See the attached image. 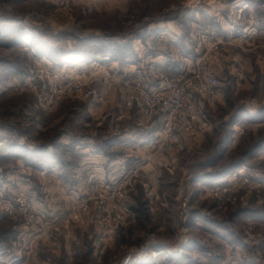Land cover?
Instances as JSON below:
<instances>
[{"label":"rangeland","instance_id":"rangeland-1","mask_svg":"<svg viewBox=\"0 0 264 264\" xmlns=\"http://www.w3.org/2000/svg\"><path fill=\"white\" fill-rule=\"evenodd\" d=\"M225 1L0 0V149L44 145L52 156L58 141L65 145L57 154L61 178L48 173L33 179L23 195L17 191L23 185L7 182V174L23 169L0 151L2 198L12 206L23 198L27 206L24 214L7 217L0 199V240L20 237L21 259L14 264H264V39L215 35L207 17ZM249 1L252 15L225 9L223 27L253 24L262 30V0ZM181 22L196 35H182L175 44L184 42L191 67L198 63L219 80L215 104L202 106L207 130L183 137L170 153L138 154L153 156L146 165L130 161L109 173V162L77 167L82 154L64 148L91 139L100 149L104 140L132 130L133 123L115 117L120 75L126 68V78L133 77L140 64L147 69L152 50L168 48L169 37L155 33L158 26ZM71 52L87 57L63 62ZM37 66L87 90L108 86L105 94L115 101L89 114L90 99L72 98L45 114L37 107ZM242 166L238 174L251 178V193L242 189L240 176L233 181ZM76 168L82 183L74 180ZM96 184L111 192L91 202L86 193ZM28 232L33 236L26 244Z\"/></svg>","mask_w":264,"mask_h":264},{"label":"built area","instance_id":"built-area-1","mask_svg":"<svg viewBox=\"0 0 264 264\" xmlns=\"http://www.w3.org/2000/svg\"><path fill=\"white\" fill-rule=\"evenodd\" d=\"M71 67L69 65L66 68ZM37 69L40 70L38 79L41 84L37 95V107L45 114H51L64 100L72 98L94 100L100 97L97 89L87 90L85 84L78 80L69 78L59 82L50 72L39 67ZM119 92L121 105L138 113V125L153 130L149 135L148 147L155 154H164L173 151L183 137L202 134L207 130L208 121L202 106L210 108L215 104L220 87L218 78L205 73L197 63L177 75L163 71L157 73L143 71L137 77H123L120 80ZM237 176L241 177L239 183L245 193H251L253 183L251 178L242 173L233 174L234 182ZM217 187L222 188V185L218 184ZM108 190L104 184L93 185L88 194L86 193L87 200L97 201L103 198V194L111 192ZM2 197L0 193V199L5 200L1 204L4 208L3 215L10 217L15 214L22 215L27 211L23 198L15 201L12 206L10 200ZM100 203L102 204V200ZM72 218L77 220L78 211L73 213ZM32 236L29 233L23 241L28 244ZM19 239L20 237H16L15 241L0 240V264H14L21 259L22 250L17 245Z\"/></svg>","mask_w":264,"mask_h":264},{"label":"crops","instance_id":"crops-1","mask_svg":"<svg viewBox=\"0 0 264 264\" xmlns=\"http://www.w3.org/2000/svg\"><path fill=\"white\" fill-rule=\"evenodd\" d=\"M252 2L249 0H226L223 3H219L218 5H215V15L213 16H208L207 18L209 19V22H213V31L215 32V35H262V38L264 39V20L262 23V30L258 32L257 27H255L253 24H248V25H237L236 30H234L233 24L230 25L231 22H229L230 26L229 29L223 27L222 22V15L225 12V9H236L235 14H237L238 17H240V14H244L246 16H251L252 15V10L250 8V4ZM224 7V9L222 8ZM261 7L264 10V0L261 1ZM264 13V12H263ZM199 22V21H198ZM176 23V22H175ZM163 25V24H162ZM159 25L158 27L161 29H156L155 33L157 35H163L164 37H169V39H166V43L168 44V48L163 49L162 53H156V50H152L153 55H155L154 58H152V54L150 55V61H148L149 67L147 69L142 68V64H140V67H137L138 69L136 71H132L133 77H137L140 75L141 71L146 72L149 71L150 73H157V72H167L170 75H177L181 73L182 70L188 69L191 67L192 59L191 56L189 55V51L185 49L184 47V42L180 45L175 44L176 40H179L182 38V35H196L193 31L192 28L190 30H184V25L185 23L181 22L180 24H176V26H170L169 23L163 26L166 27L167 32L163 33L162 28L163 26ZM198 27V26H197ZM161 33H160V32ZM205 32V31H204ZM194 33V34H193ZM206 34V33H204ZM174 35V36H170ZM169 54V56H168ZM166 56V57H165ZM168 56V57H167ZM141 60V58H140ZM147 64V66H148ZM69 66V65H68ZM101 70V69H99ZM135 70V69H134ZM126 72L127 69H123L122 75H120L121 79L123 77H126ZM132 77V76H131ZM105 85H101V87H105L107 83H104ZM8 87V86H7ZM107 89L109 88L108 86L106 87ZM106 88H100V97L98 99L94 100H89V104L87 106V112L89 114H94L95 112H98L101 110L103 107L107 105V103H110L111 101H115V99L111 98L110 95L105 94V89ZM106 89V90H107ZM103 94V95H102ZM118 110L119 114L115 116L117 120H128L129 122L133 123L134 126L132 130L127 129L124 130L123 132H119L118 136L116 139H106L104 142L101 144V148L99 149L95 147V143L92 142L90 139L88 142L85 144L83 142H77L74 147L72 148H64L65 152L70 154V152L73 151V154L76 152L75 155L82 154L80 156L81 162H78L77 167L83 168V165L89 164L86 169H91V166L94 167V164L96 163H102V167L105 165L106 162L108 163V169L107 172L109 173L110 168L116 169H122V165L126 164L127 162H132V161H138V163H142V165H146L153 156H148L146 158H141L139 157L138 154L143 155L142 152L144 153H152V150L148 147V139L150 133L153 131L149 130V128L139 126L138 125V118L139 115L135 110H128L125 109L122 105V107L119 106L120 102V96L118 98ZM112 103V102H111ZM121 104V102H120ZM200 135V134H198ZM197 136V135H196ZM187 137V136H185ZM146 143V145H144ZM63 146H65L63 143H56L52 149L53 155L47 151L48 149L43 145H24L23 143L21 144H15V146H6L5 148H1L0 151H8V155H6V158L8 160H15L17 162V167L22 168L23 170L13 172L11 175L7 174L8 181L11 182V180H16L18 184H21L23 186H17L19 193L22 195L25 194V186L27 183H30L33 179H39L40 177L43 178V176L48 175L49 178L53 179H60L62 176V173L59 170V159L57 158L58 150H60ZM50 149V148H49ZM63 149V148H62ZM75 150V151H74ZM114 154V155H113ZM114 156L115 160H112L111 156ZM116 155V156H115ZM135 156V157H134ZM2 158V157H1ZM0 158V161L3 160ZM87 162V163H86ZM151 162V161H150ZM20 163V164H18ZM90 166V167H89ZM72 167V166H71ZM75 167V166H74ZM81 168V169H82ZM243 166L240 169H237L234 171L233 174H238V172L242 171ZM31 170L36 171L34 173H31ZM77 171V168H76ZM106 171V170H105ZM104 172V171H103ZM36 174V175H35ZM81 172L77 171L75 173V177H73L74 180L77 182L82 183V177H81ZM104 174H106L104 172ZM109 175V174H108ZM37 176V177H36ZM67 176V175H66ZM11 179V180H10ZM259 181V180H257ZM261 181H264V177L261 178ZM13 190V188H12ZM262 217V222L264 223V214H260ZM256 217L259 215H255ZM252 215V218L255 217ZM264 226V225H263ZM8 241V240H7ZM251 242H248V244ZM248 244L246 246H248ZM247 264H254L253 262H249Z\"/></svg>","mask_w":264,"mask_h":264},{"label":"trees","instance_id":"trees-1","mask_svg":"<svg viewBox=\"0 0 264 264\" xmlns=\"http://www.w3.org/2000/svg\"><path fill=\"white\" fill-rule=\"evenodd\" d=\"M68 54V55H67ZM104 55V54H103ZM105 55H107V54H105ZM104 55V56H105ZM64 58H66L65 59V61H63V62H68V61H70V62H72V61H82V60H84V59H86V55L85 54H78V52H71V53H66V56H63ZM107 57H109V58H113L112 60H115L116 59V57H112V56H107ZM118 61V60H117ZM62 62V63H63ZM257 150V146L256 147H253L252 148V151H251V153L252 152H255ZM231 170V169H230ZM227 172H229V171H226V173ZM225 173V174H226ZM143 206H145L144 204H142L141 205V207H143ZM141 214H145V209H141L140 211H139Z\"/></svg>","mask_w":264,"mask_h":264},{"label":"bare ground","instance_id":"bare-ground-1","mask_svg":"<svg viewBox=\"0 0 264 264\" xmlns=\"http://www.w3.org/2000/svg\"><path fill=\"white\" fill-rule=\"evenodd\" d=\"M127 264H136L134 260H130Z\"/></svg>","mask_w":264,"mask_h":264}]
</instances>
